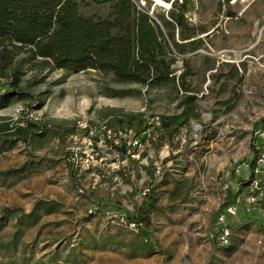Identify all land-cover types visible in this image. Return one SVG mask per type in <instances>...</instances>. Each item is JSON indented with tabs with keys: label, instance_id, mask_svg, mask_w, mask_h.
Segmentation results:
<instances>
[{
	"label": "rangeland",
	"instance_id": "rangeland-1",
	"mask_svg": "<svg viewBox=\"0 0 264 264\" xmlns=\"http://www.w3.org/2000/svg\"><path fill=\"white\" fill-rule=\"evenodd\" d=\"M181 1L133 0L187 44L168 81L19 65L25 94L0 103V264H264V216L225 210L264 146V0H187L189 31ZM148 208L154 245L126 220Z\"/></svg>",
	"mask_w": 264,
	"mask_h": 264
},
{
	"label": "trees",
	"instance_id": "trees-1",
	"mask_svg": "<svg viewBox=\"0 0 264 264\" xmlns=\"http://www.w3.org/2000/svg\"><path fill=\"white\" fill-rule=\"evenodd\" d=\"M110 1L109 12L103 17L82 14L77 0H0V83H6V88L0 84V103L14 94H25L19 88L24 73L19 65L24 60L31 68L99 69L117 80L141 84L173 79L174 52H184L186 42L175 41L172 33L166 36L161 25L133 0ZM186 1L170 14L173 24L183 31L190 29L184 15ZM20 53L24 55L14 62ZM188 73L189 69L185 70L181 79ZM2 77L7 80L1 82ZM253 164L254 159L250 166ZM150 211L148 208L143 216L135 217L126 210V220L154 245Z\"/></svg>",
	"mask_w": 264,
	"mask_h": 264
},
{
	"label": "built area",
	"instance_id": "built-area-1",
	"mask_svg": "<svg viewBox=\"0 0 264 264\" xmlns=\"http://www.w3.org/2000/svg\"><path fill=\"white\" fill-rule=\"evenodd\" d=\"M155 117H151L148 123H154ZM250 174L246 179V193L237 195L231 204H228L225 208L227 213H236L237 206L241 202H246L251 208L256 209L257 212L264 216V206L260 204V201H264V146L258 151L254 159V164L250 166ZM228 187V183L225 184ZM229 228L226 224L223 225L219 234L216 236L217 243L225 245L229 242Z\"/></svg>",
	"mask_w": 264,
	"mask_h": 264
},
{
	"label": "crops",
	"instance_id": "crops-1",
	"mask_svg": "<svg viewBox=\"0 0 264 264\" xmlns=\"http://www.w3.org/2000/svg\"><path fill=\"white\" fill-rule=\"evenodd\" d=\"M236 171H239V170H236ZM241 171H242V172H237V173H240V174H238V175H240V176H233V175L231 174V178H232V180H233V181H237V184H238V183H243L244 181H246L247 177H248L249 174H250V172H248V171L245 170V169H242ZM244 190H245V192L247 191L245 187H244Z\"/></svg>",
	"mask_w": 264,
	"mask_h": 264
},
{
	"label": "bare ground",
	"instance_id": "bare-ground-1",
	"mask_svg": "<svg viewBox=\"0 0 264 264\" xmlns=\"http://www.w3.org/2000/svg\"><path fill=\"white\" fill-rule=\"evenodd\" d=\"M159 1H160V0H159ZM251 210H252V211H255L259 217H262V216L257 212L256 209L250 208L249 211H251ZM262 219H264V218H262Z\"/></svg>",
	"mask_w": 264,
	"mask_h": 264
},
{
	"label": "water",
	"instance_id": "water-1",
	"mask_svg": "<svg viewBox=\"0 0 264 264\" xmlns=\"http://www.w3.org/2000/svg\"><path fill=\"white\" fill-rule=\"evenodd\" d=\"M120 149H121V151H123V150H124V147H123V145H120Z\"/></svg>",
	"mask_w": 264,
	"mask_h": 264
}]
</instances>
